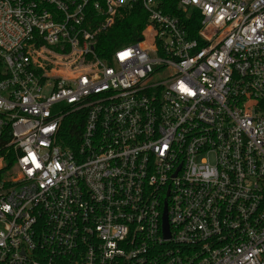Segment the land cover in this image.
Listing matches in <instances>:
<instances>
[{"label":"built area","instance_id":"1","mask_svg":"<svg viewBox=\"0 0 264 264\" xmlns=\"http://www.w3.org/2000/svg\"><path fill=\"white\" fill-rule=\"evenodd\" d=\"M177 1L0 0V264H264V0Z\"/></svg>","mask_w":264,"mask_h":264},{"label":"trees","instance_id":"2","mask_svg":"<svg viewBox=\"0 0 264 264\" xmlns=\"http://www.w3.org/2000/svg\"><path fill=\"white\" fill-rule=\"evenodd\" d=\"M177 0H166L164 4L165 13L181 17ZM148 24V15L142 9L137 7L132 11H128L123 18L118 19L115 27L99 39L98 55L102 59H109L117 50L136 44L142 38V33ZM192 24V22H189ZM199 24V26H198ZM200 29V22L198 19L194 20L191 26L193 36H196ZM150 39V33H146ZM85 116L82 114L70 116L64 122V131L62 139L64 143L72 150H76L80 138L84 130Z\"/></svg>","mask_w":264,"mask_h":264},{"label":"water","instance_id":"3","mask_svg":"<svg viewBox=\"0 0 264 264\" xmlns=\"http://www.w3.org/2000/svg\"><path fill=\"white\" fill-rule=\"evenodd\" d=\"M165 235L169 237V230H168V222H167V214H165Z\"/></svg>","mask_w":264,"mask_h":264}]
</instances>
